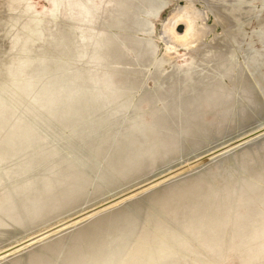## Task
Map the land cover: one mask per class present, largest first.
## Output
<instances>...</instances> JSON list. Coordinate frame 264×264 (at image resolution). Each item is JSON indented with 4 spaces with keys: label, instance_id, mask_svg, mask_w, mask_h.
Wrapping results in <instances>:
<instances>
[{
    "label": "rangeland",
    "instance_id": "374dc122",
    "mask_svg": "<svg viewBox=\"0 0 264 264\" xmlns=\"http://www.w3.org/2000/svg\"><path fill=\"white\" fill-rule=\"evenodd\" d=\"M0 264H264V0H0Z\"/></svg>",
    "mask_w": 264,
    "mask_h": 264
},
{
    "label": "bare ground",
    "instance_id": "6f19581e",
    "mask_svg": "<svg viewBox=\"0 0 264 264\" xmlns=\"http://www.w3.org/2000/svg\"><path fill=\"white\" fill-rule=\"evenodd\" d=\"M184 15H186V14L184 13L183 15H181V14L176 15L178 17L177 24H175L173 27H170L171 32H174L175 34H177L180 37L187 36L189 34V32H190V22L189 21H185V20H181V19H183V17H185ZM177 25L178 26L179 25H183L184 26L183 32H178V31L175 30Z\"/></svg>",
    "mask_w": 264,
    "mask_h": 264
},
{
    "label": "water",
    "instance_id": "95a60500",
    "mask_svg": "<svg viewBox=\"0 0 264 264\" xmlns=\"http://www.w3.org/2000/svg\"><path fill=\"white\" fill-rule=\"evenodd\" d=\"M183 30H184V26L183 25H180V26L177 27V31L178 32H183Z\"/></svg>",
    "mask_w": 264,
    "mask_h": 264
}]
</instances>
